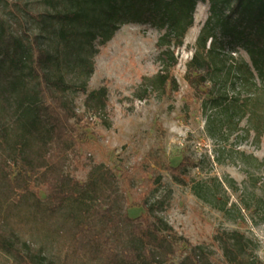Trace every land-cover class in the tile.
I'll return each instance as SVG.
<instances>
[{
  "label": "trees",
  "instance_id": "1",
  "mask_svg": "<svg viewBox=\"0 0 264 264\" xmlns=\"http://www.w3.org/2000/svg\"><path fill=\"white\" fill-rule=\"evenodd\" d=\"M200 2L209 3V16L204 22L196 50L187 64L189 86L202 92L214 79L220 63H227L226 49L241 48L249 59L230 64L226 78L236 75L239 91L234 95L212 96L225 122L235 126L247 118V133L254 134L256 144L264 135V0H42L43 9L29 12L37 32L22 36L6 35L1 42L14 49V72L0 82V127L6 123L20 126L6 152L0 154V251L13 258L12 264H34L20 251L24 215L35 216L46 206L41 191L49 193L51 205L63 204L74 197V207H87L91 196L106 201L111 182L106 171L86 184L64 172L60 154L67 147L77 124L88 114L101 113L109 103L105 86L89 89L88 80L95 71L94 56L100 46L110 41L123 24H141L158 32L155 60L159 70L145 77L143 94L157 91L170 95L178 91L173 72L178 64L177 50L184 45L188 30L194 25ZM212 94L213 90L208 89ZM73 92L85 94V110L78 109ZM236 118V119H235ZM236 120V121H235ZM244 163L257 160L240 151ZM199 161L185 153L177 164L155 156L132 167H122L123 187L131 190L135 173L141 184L154 192L165 184L160 168L182 185L191 181L190 169ZM200 196L201 191L197 189ZM164 201L144 196V212L136 217L124 214L122 220L108 207H92L79 221L73 248L62 264L73 258L102 264H175L172 258L182 254L179 264H262L255 255L253 239L238 229H219L214 235L217 252L202 243H194L164 219ZM15 221V222H14ZM130 224L128 246L117 250L113 239L120 238L121 225ZM101 224L100 227L97 225ZM113 228V232L111 231ZM39 264L46 262L38 256Z\"/></svg>",
  "mask_w": 264,
  "mask_h": 264
},
{
  "label": "rangeland",
  "instance_id": "2",
  "mask_svg": "<svg viewBox=\"0 0 264 264\" xmlns=\"http://www.w3.org/2000/svg\"><path fill=\"white\" fill-rule=\"evenodd\" d=\"M43 9L42 0H0V82L13 71L14 49L3 46L6 35L23 37L29 41L38 29L29 12ZM209 16V3L200 2L194 25L188 30L184 45L178 48V64L173 72L179 82L178 91L162 95L157 91L143 94L145 77L158 70L155 57L158 32L141 24H123L114 37L100 46L94 56L95 71L88 80L89 89L105 86L109 103L97 115L88 114L73 131L67 147L60 150L64 158V172L86 184L107 172L110 197L101 201L95 196L86 199L87 207L79 209L74 197L63 204L51 205L48 191H41L46 208L33 216L28 209L24 215L20 251L33 261L45 256L46 262L62 264L73 248L79 221L92 207H108L120 220L128 213L136 218L144 212V196L164 201L161 214L180 235L194 243H202L217 252L214 235L219 229H238L255 243V255L264 264V135L256 144L253 133H247V118L237 126L225 122L226 114L213 107L211 97L234 95L239 91L235 73L226 78L230 64L248 54L241 48L226 49L227 63H220L214 79L202 92L193 90L186 79L187 64L196 50L199 32ZM212 89L211 94L208 89ZM79 110H85V94L73 92ZM236 119V118H235ZM236 121V120H235ZM20 126L6 123L0 127V154H4ZM240 151L254 155L257 160L244 163ZM185 153L193 155L199 166L190 169L187 185L175 182L167 170L160 168L165 184L148 192L135 173L131 190L123 187L120 171L153 157L177 165ZM2 182L0 180V187ZM201 191V196L197 194ZM14 221V222H15ZM121 225L120 238L113 239L117 250L131 240L130 224ZM98 227L101 224L97 225ZM113 232V228H111ZM181 253L172 258L179 264ZM165 261L163 264L169 263ZM13 258L0 251V264H12ZM71 264H102L73 258Z\"/></svg>",
  "mask_w": 264,
  "mask_h": 264
}]
</instances>
